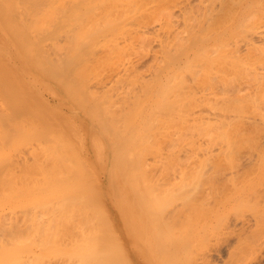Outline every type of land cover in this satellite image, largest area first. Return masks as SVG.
<instances>
[{
    "label": "bare ground",
    "instance_id": "1",
    "mask_svg": "<svg viewBox=\"0 0 264 264\" xmlns=\"http://www.w3.org/2000/svg\"><path fill=\"white\" fill-rule=\"evenodd\" d=\"M72 1L74 2V0ZM72 1L70 2L73 3ZM85 1L82 2L85 3ZM120 1L125 6L139 4L138 0ZM79 2H81V0H79ZM79 4L81 5V3ZM65 5L67 4L65 3L63 5L64 7L62 6V4L60 5L59 0H0V16H2L3 18V16L7 15V18L9 15H12L5 20H2L0 18V28L2 26V28L4 27L5 31L8 32V34L6 35V39H4L6 41H4L3 39L0 41L5 43L9 48H17L18 61L20 60L22 63H26L27 66L31 68V71L35 73L33 75V78L37 82L38 88H40V84L47 90L51 89L50 92L52 91V93L56 95V101L58 102V104H61L62 107L66 106V108L72 114L71 119H64L63 115L60 116L59 114H57L55 122H48L44 127L45 129L42 128V130H44V134L40 142H42L43 146L38 148L41 149V153L35 152L36 154H33V156H31L34 159V163L32 162V165H29L30 169L32 166V172L34 170V172L41 175L40 180V176L37 177L35 176L36 173L34 174V176L39 179L38 181L42 182V187H44L43 191L40 190L42 193L44 192L42 197V205L40 206L39 210H36V212L34 211L35 208H33V219L36 217V215L42 218L46 217L45 220H42L41 218V222L45 223V221H48L49 230H46L47 234L48 232L50 233L51 226L56 227L59 225L58 229H60V226L65 227V233L71 234L72 237V244H69L70 246L66 248H58V253H60L61 255L68 254V256H70L69 258H72V260L75 258L74 264H120L118 261L121 258V262L127 259L129 260L128 264H131L134 259L130 258V256L128 255L129 253L124 252V247L122 248V250L124 249L123 252L121 251V247H119L121 244L117 245L119 241L114 242V238L112 237L115 233H113L112 231V233L110 231H107L109 232L108 234L106 233L108 236H104L105 232H100L98 231V229L97 232L99 233H97L95 227L93 228L94 225L98 228V225L96 224H100L101 222V224L99 225L101 226L102 222H105L103 224L106 230H110L108 228L109 223L115 226L114 230L118 232H116L117 237H120V241L123 239L127 251V248L131 247L132 244L135 245V248L139 246V249L137 248V255H139V257L137 256V261H139V264H264V92L259 91L262 87L259 90L258 88H256L257 86L259 87V85L262 86V83H260L261 81L255 82L256 84L254 86L257 85L256 87L253 86L255 89H257L255 91L250 90L247 92L238 91L236 93H227L219 99L217 116L215 115L217 117L216 119L218 125V127H216L218 128L217 131H219L218 155L217 160H215V162L213 163H216V166H214L213 164L209 165V167L211 166L210 169L206 165L208 163L207 162L204 164V166H201V168H199V170L201 171L198 173L196 172V174H191L186 169H179V173H171L169 176H162L159 179H153L152 177H150L149 173H151V171L147 166V161H149L150 159L149 157H153L154 159H156L157 156V159H159L161 156H165L166 158V155L168 157V155L171 154L169 152L170 150L168 151L169 154L161 155L164 150L160 146H162V144L164 143L166 144V142H163L162 138L166 139L169 137L166 136L169 133L167 131H170V129H176V127L177 129H182L183 126L185 127V125H187L186 123L188 122L185 121L187 120L185 118L186 116L184 117L183 114V112L185 111L181 109V105L178 104L179 101L177 103L178 105H176L173 104L174 102L172 103V99L168 98V94H172V96L175 94L174 92L176 89H174L175 87L173 86H175L176 83L174 82L172 85V83L170 82V86H165L166 88H163L165 90H163V92L161 93L164 94L162 101L163 99H169L171 101L170 103L169 100V102L166 100L167 103H165V105L167 104L168 106L166 105L165 107H163V105L162 108H166L167 111H169L172 109V107L170 108L169 105H175L173 107L174 109L172 110L173 114L171 115L169 114L172 113L171 111L167 113V111L165 110V113H167V115H165L167 119L165 117L162 118L163 116L161 117V114H159L160 112L158 113L156 111L152 114L158 113V116L150 115L151 117H156L155 121H157L156 119L158 118H160V120L164 119L166 121L164 122V120L160 121L158 119L160 121V123H158V128H155L157 127V122L153 121L154 119L150 118L149 113H147L146 109L143 110L147 107L145 106V102L147 100L146 96H148V92H150L152 89V82L150 81V83L147 81H143L142 79L140 80L137 72L135 73L133 70L134 67L132 70H130L132 66H130L131 68L128 66L130 69L126 66H123L125 68L123 69L124 73L119 72L121 74H115V79L112 77L113 81L111 86L102 92L99 91L101 93H99L97 90H91L93 85L91 84L92 78L99 86L104 85V83H102L103 77L101 78L102 75L99 72L101 70L98 69L101 68V64H104L103 66H106L105 63L108 62L104 61L106 60V58H113L110 60H115V63L113 62L112 64L111 61H109L110 66L112 67L109 68V64L107 63V66L102 67L101 69L105 70L106 73V69H111L109 71L115 72L116 70H114V68L117 66L114 67V64H117V60L119 61L121 59L123 61L122 58L124 56H127L126 54L128 53L132 54L131 52H133V49L135 50L136 47L133 48L134 41H131V34L128 33L130 31L124 30L123 32H121V35L124 38V44L120 46L119 43V45L116 43L118 41H111L109 44L103 45L102 48L105 49L107 53L111 52L112 55L110 54V57H108L109 55L106 53L107 56H105L104 60L102 59L105 63H103L101 59L96 60L99 52V47H95L94 39L98 37L97 34L101 31L96 32L97 34L93 33V40L92 38H90L91 35H87H89V29L94 28L90 31V34H92V30L94 31L97 28L98 23H94L91 25H89V23L87 24L88 28H86L87 26L85 20L83 21L84 23L82 22L85 17L83 18L82 16V19L80 17L78 19L73 16L74 22L75 20L80 19L81 21H78V23H76L78 26H75L72 20L71 21L73 23L71 21L70 23H66V29L69 24L71 25V27L69 28L68 32H64L63 34L61 32V27L63 26L60 23L61 18L64 17L60 16H62L63 12L67 13V10L69 9ZM210 8L208 9V12ZM16 11L17 13H19V15L16 14ZM48 11H50L51 13L47 14ZM12 12L15 13L12 14ZM23 12L27 15L31 12V14H43V20L48 21V24L47 22L43 21V24L45 26L42 24L41 28L39 27L40 30L42 29L43 33H40L42 31L38 30L39 33L36 38H38L39 40L41 39L42 42L35 38L36 35H34L35 39L31 40V38H33L31 33L28 34L26 32L28 31L27 28H33V26H26V31L25 29L23 31V29L20 27L22 26V22L20 23L22 19L20 20L19 18H22L24 16V14L22 16L20 14ZM208 14H206V16ZM16 16H18V19L20 20V26L17 24L19 26L17 29H22H19V32H17V30L13 32H17V34L20 33V35L18 34V36L16 33L15 36L14 34H12V30L14 29L13 27L16 26L14 24L17 20H15V18H17ZM45 16L47 17V19H45ZM33 17H35V15ZM28 18L26 16V20L30 19ZM126 18L127 17H125L124 19L125 21ZM33 19L31 20L33 21ZM189 20L187 19V22ZM200 23H202V21ZM174 24L176 23L174 22ZM190 25L192 26V24ZM23 26H25V24ZM164 26L166 27V25ZM168 26L166 28L169 29ZM78 27L85 28L79 30ZM99 27L101 26H98V28ZM165 27L163 28V30L166 29ZM173 27L170 28L173 29ZM202 27L203 25H201V27L199 26V28ZM97 30L98 29H96V31ZM69 32H71V36H69L70 38L67 34ZM170 32L171 30L169 31V33ZM172 32H177V30H172ZM35 33L37 34V32ZM169 33L166 34L165 37H167V39L165 41L161 39L162 43L160 44L162 57L165 62H168H166L165 64H169L172 62L171 64L173 65L176 64L174 62L175 59L177 60L178 57H182L181 54L184 53L183 51H185L186 48L184 46L185 42L183 43V45L180 44L181 46H179V48L176 45H173V42H170L169 37L171 34ZM182 33L184 32L182 31ZM65 34H67L68 39L74 43H71V45L74 46H72L73 48L69 47V49L72 48L71 50H69L67 46V43L69 42L66 43V41L68 40H65L64 43L66 44L62 43L64 47H61L63 46L62 44L58 45L59 38H61L62 35L66 37ZM72 35H75L77 37L73 38ZM177 36L174 35L172 39H176L175 37ZM0 37L2 38V36ZM89 38L90 40H92H89L91 43L89 44L88 42V44H85V42ZM135 38L137 37L134 36L133 39ZM81 39L83 42L81 41ZM78 40H80L79 42L81 43H79ZM48 46L49 49H51L50 51L49 49H47ZM171 47H174L178 52L175 53L176 51L174 50V48L171 50ZM79 49L80 52L76 54L75 52ZM9 50L2 49V51L5 53V58L9 57ZM72 50H74L73 52L75 54L72 52ZM69 51L71 53H68ZM116 52L118 54L120 52V55H117ZM171 52H174L176 55H174V53L172 54ZM103 53H105V51ZM130 54L128 56H130ZM115 55L117 56L116 59ZM121 55L122 58L119 59L118 57H121ZM199 57L197 58L199 59V61L203 60L202 57ZM127 58L128 57H126V59ZM179 59L177 61L178 63ZM95 61L100 62V67L98 69H95L93 67L92 70L94 72L95 70L98 71H96V75H94V77H91L92 75H90L91 73H89V71H91L90 68H92L91 64H94ZM199 61H195V64L202 63L201 61ZM81 64L83 66L82 68L80 66ZM9 65V63L6 67H4V65L1 71L2 74L4 73V77L0 78V93L5 96L7 100L5 102H7V104L9 105V110L7 111L9 113H12L13 111L10 112L12 109H14L12 104H15L14 107H16L17 109L20 107H18L19 105L16 106V103H12L13 85H11V75L13 74V69H11L12 67H10ZM78 66L80 69H77ZM157 71L158 70H156L155 72L157 73ZM161 71L159 72L161 73ZM192 73H194L193 70ZM109 75L111 76V74ZM13 76H15V74ZM152 76V79L157 77L156 74ZM147 78L148 77H146V79ZM174 79L175 78H173V80ZM34 80L33 82H35ZM180 81L182 80L180 79ZM182 82H184V79ZM182 82L180 83L182 87L179 86V83H177L178 85H176V88L181 87L180 90H183L182 88L184 86ZM185 84L186 83H184V85ZM179 88L177 89V92L181 93L182 91L180 92ZM167 89L174 91H168ZM166 91H168L167 96ZM114 92H116L115 96ZM36 93L38 92L36 90H33V97H39L36 96ZM182 94L183 93H181V95ZM185 94L187 93L185 92ZM15 101L18 102L17 100ZM161 104L157 107L161 109V113L162 111L164 113V110L160 108ZM8 105H6V108H8ZM178 106H180L181 108L179 107V109H177ZM167 107H169L170 109L168 110ZM188 109L189 108H187V110ZM186 112V114H188V111ZM9 113H7V117L4 115L5 118H1L0 115V121L4 122L5 120L7 121L10 118L12 119V117H10V115L12 114ZM168 114L171 118H168ZM168 120L172 123L167 122ZM6 121L3 124H7L5 126L8 129L9 125H12L9 124L10 121L9 123H6ZM150 121L156 123V126L155 124H153V122L150 123ZM38 122L39 121H37V123ZM194 122L199 123L198 121ZM206 122L208 124V121ZM163 123H168L167 125L170 124L174 126H167ZM41 124L43 123L41 122ZM147 124L150 127L147 126ZM39 125L40 124H38L37 126ZM151 125L156 129V133H154L155 135L150 134L149 132V130L154 132V128ZM63 126L65 127V131L63 130ZM167 127L171 128L168 130ZM151 128L153 129L151 130ZM185 128L182 131L180 129L174 131L175 133L179 132V134H177L179 135V139L182 136V132L185 131ZM9 129L11 130L10 127ZM161 129H165L164 131H166L167 133L164 131L162 132ZM157 130H161L162 135L159 136L163 137L161 139L155 140L156 138H159L157 135L159 132ZM187 130H189V128H187ZM15 133L17 132L15 131ZM170 133H172L169 134L170 137L175 134L172 131ZM200 134L201 133L197 134V136H199ZM152 135L155 137V139H153L154 137H152ZM152 139L155 141L152 142ZM35 140L37 141V139ZM160 140L162 141V144L160 143L159 146V142L157 143V141ZM165 141H167V143L171 142H168V140ZM195 141L196 140H194V143H196ZM174 142L176 143V141ZM151 144H158V147L154 145V148H152ZM180 144L181 146H184L182 145V143ZM200 146H202V144ZM157 150H161L162 152ZM175 151L177 153L179 150ZM174 152L172 154H174ZM182 152H184V150ZM39 155H41L42 157L40 156L41 158H39ZM173 156L174 155H172L171 157L174 158ZM161 158L159 160H161ZM27 162L28 161H26V163ZM22 163L24 164V162ZM26 167L28 168L27 165ZM29 187H32V185H29L28 188ZM36 197H34L33 199H35ZM31 210L32 209L29 208V210L25 211H30V214L28 212L26 213V215H31ZM106 222L108 223L107 225ZM101 228L104 229V227H100V229ZM110 233L112 234V237H110L111 239L108 238L110 236ZM100 234H102V238L100 237ZM62 235L64 237L65 234L63 233ZM98 237L100 238L98 239ZM54 238L59 240L56 236H54ZM64 238L66 239V237ZM106 239L108 241L111 240L112 243H107ZM113 243H116L115 245L118 246V249L122 253V256H120L121 253H118V250H116L117 252H115V246ZM114 253L115 255H119L121 258L119 259V256L115 257ZM60 256L57 258L59 259Z\"/></svg>",
    "mask_w": 264,
    "mask_h": 264
},
{
    "label": "rangeland",
    "instance_id": "2",
    "mask_svg": "<svg viewBox=\"0 0 264 264\" xmlns=\"http://www.w3.org/2000/svg\"><path fill=\"white\" fill-rule=\"evenodd\" d=\"M70 1H72V0H59L60 5L62 4V6H63L66 3L67 5H65V6H67L69 8L67 10V13L63 12L62 16H60V17H64V18H61L60 24L63 26V27H61L62 28L61 32L64 34V32L69 31V28L71 27V25L69 24V26L66 29L65 24L68 22L70 23L71 20L74 22V17H76L78 19H79V17L82 19V16H83V18L85 17L82 20V22L85 20L86 26L89 23H90L89 25L94 24V23H96V24L98 23L97 25L101 26V27L98 28V26H97L96 29H98V30L97 31H96V29L94 31L92 30V34H90V31H91V29H94V28L89 29V31H88L89 35H87V36L91 35L90 38H92V36H94V34L96 32L101 31L100 33L98 32V34H100V35H98L96 33L98 37H96L94 39L95 47H99L98 48L99 52H98L96 60L97 59H99V60L103 59L104 60V58H105V56H107V54L109 55L108 57H110L111 52L107 53L106 50L102 48L103 45H107L111 41H114V42L118 41L116 43L117 44L119 43L120 46H122L124 44V40H123L124 38L121 35V32H123L124 30L130 31L128 33L131 34L130 35L132 38L131 41L132 42L134 41L133 42L134 43L133 48L136 47L135 50L133 49V52H131L132 54L128 53V54H126L127 56H124L123 58H122V55H121V57H118L119 59L122 58L123 61L120 59L119 61L117 60L116 65L114 64V67L117 66L114 68V70H116L115 72L109 71L111 69L108 70V69L104 68L107 70V73H106L105 70L101 69L102 67H106L107 63L109 64V68H111L112 66H110L109 61H111L112 64H113V62L115 63V60H110L113 58H110V59L106 58V60H104V61H108L106 63L103 62V60H102V62L105 63L106 66H103L104 64H101L102 65L101 68H99L100 62H98V61H95L94 64H91L92 68H90L91 71H89V73H91L90 75H92L91 77H94V75H96L95 74L96 71L101 70L102 72L101 71H99V72L102 75L101 78L103 77L102 83H104V85H101L102 86L101 87L98 84H96L95 80L92 78L91 84H93V85H92L91 90H94V91L97 90L98 92L99 91L102 92V91L106 90L108 87L111 86L113 78L115 77V74L118 75V74L124 73L123 69H125L124 68L125 66L126 67L132 66V68L130 67L131 69L129 67L128 68L130 70H132L134 67L133 70L135 73L137 72L140 80L142 79L143 81H147V82L151 81L152 82V89L150 92H148L149 93V94H147L148 96H146L147 100L145 102V106H147V107L143 109V110H145V109L147 110V113H149V116L150 115L156 116L160 112L159 114H161V117L163 116L162 118L165 117L167 119V117L165 115H167V113H169V111L172 112V110L174 109L173 107L175 106L173 104L181 105L182 108L180 106H178L177 109H179V107H180L181 109H183V111H185V112H183V114H184V117L186 116L185 118L187 119L185 121H188L186 123L188 125V127L184 123L186 128L183 126L182 129L181 128L177 129V127L175 125L176 129L172 128L173 129L172 130L170 128L173 127L174 125L172 126L169 124L171 127L170 128L167 127V128H168V130L170 129V131H167V132H169L167 136L164 135L166 137L169 136L168 138L163 139L162 138L163 136L162 137L159 136V135H162V133H161L162 129L157 130L160 133V134L159 133L157 134L159 138L155 139V137L152 135V137H154L153 139L157 140V139L162 138L163 142H166V144L165 143L162 144L161 140L157 141V143L159 142L158 143L159 146H160V143L163 146V147L160 146L164 150L163 152L161 151L162 150L161 148H160L161 150H157V151L162 152L161 155L169 154L168 153L169 150H170L169 152L171 154L175 150H177V151L179 150L178 151L179 153L177 152L178 153L177 154L175 151L174 154H172V155H174L173 156L174 158L171 157L172 156L171 154H169L170 156L168 155V157L166 155V158H165V156H163V157L161 156L163 158L162 159L160 157L161 160H159L160 158L157 159L158 156L156 159H154L153 157L152 158L149 157L150 159H149V161H147V166L149 167V169L151 171V173H149L150 177H152L153 179H159L162 176H169L171 173H179L178 172L179 169H186L189 173L196 174V172L198 173L201 171V170H199V168H201V166H204V164L207 162H208L206 164L207 167L211 169V166L209 167V165H212L215 162V160H217L218 147H219L218 146L219 145V140H218L219 139L218 138L219 137L218 136L219 131H217L218 125H217V119H216L218 107H219V99L227 93H236L238 91H240V92L246 91L247 92L250 90L255 91L257 89H255L254 87H256L257 85L256 86H254V85L256 84L255 82H258V81L259 82L261 81L260 83H262V86L259 85V87L257 86L256 88H258V90H259L262 87L259 91L264 92L263 91V88H264V85H263L264 84V82H263L264 81V0H138L139 4H135V5H131V6L130 5L125 6L120 0L119 1L118 0L117 1H115V0H105V1L104 0H86V1L81 0V2H79V0H76V2H75V0H74V2L72 1L73 3H71ZM82 1H85V3H83ZM133 2H137V1H133ZM77 3H78V5H77ZM79 3H81V5ZM73 4H74V6H73ZM132 4H134V3H132ZM77 6H78V8H77ZM209 8L211 11L209 10V12H208ZM206 11H207V13H206ZM13 13H15V12H12V14ZM31 13L28 14L29 16L24 12L20 13L21 16L24 14V16H25V17L23 16L24 18L23 17L19 18L18 16H16L17 18H15V20L17 19L18 21L16 20V22L14 23L16 25L15 27H13L14 29L13 30L11 29L12 34H14V36H15V33L17 34V32H19L20 30L23 29V31H24V29H25V31H26L27 27L33 26V28L32 27H30L29 29L27 28L28 31H26V32L28 34L31 33V35L33 37V38H31V40L35 39L39 33L38 30H40L42 24L44 22H47V24H48V21L43 20V17H42L43 14H40V13L31 14ZM50 13H51L50 11L47 12V14H50ZM208 13H210L211 15ZM16 14L19 15V13H17V11H16ZM204 14H205L206 19L204 17ZM206 14H208V15L206 16ZM34 15L36 18L33 17ZM65 15H66V18H65ZM6 16L7 15L3 16V18H2V16H0V18L2 20L3 19L5 20V19H8V17H10L12 15H9L7 18H6ZM26 16H27V18L29 17L30 19L28 18L29 20H26ZM37 17H38V19H37ZM125 17H127L126 21L124 20ZM13 18H14V15H13ZM18 18L20 20L21 19L22 20L20 21ZM31 19H33V21ZM45 19H47V17ZM81 19L75 20L74 23L72 21L71 22L76 26L77 25L76 23H78V21H81ZM187 19L188 20L190 19L188 21L189 23L187 22ZM23 20H25V21H23ZM204 20H205V22H204ZM19 21H20V23L22 22V26L24 24H25V26H23V27L20 26ZM41 21H42V23H41ZM201 21H202V23H200ZM174 22L176 24H174ZM180 23H182L184 25H182ZM185 23H187L188 25ZM17 24L22 29L21 28H19L20 30L17 29L19 27ZM190 24H192V26ZM164 25H166V27L169 25L168 27L171 30L170 33H169L170 30L168 28H166ZM173 25H174V27H173ZM201 25H203V27L199 28V26L201 27ZM189 26H190V28H189ZM85 27H83V28L78 27V28L80 30V29H84ZM164 27L166 28L165 30H163ZM170 27L171 28L173 27V29H171ZM204 27H205V29H204ZM42 28H45V27H42ZM86 28H88V26ZM192 28L193 29L195 28L194 31ZM36 29H37V31H36ZM15 30H17V32L13 33ZM162 30L164 31V33ZM166 30H167V32H166ZM172 30L173 31L177 30V32H172ZM23 31H21V32H23ZM32 31L37 32V34L35 32H34L35 33L34 34ZM40 31H42V29ZM182 31L184 33H182ZM82 32H83V30H82ZM165 32H166V34H168V33L171 34L170 37L168 35V37L170 38V42L171 43L173 42V45H176L178 48H179V46H181L180 44L183 45V43L185 42L184 46H185L186 50L183 51L184 52L183 54H181L182 57H178V59L180 58L179 63L177 62L178 59L177 60L175 59L174 62L176 64L172 65L171 64L172 62L169 64H165L167 61L165 62V60L162 57L161 44H160V43H162V40L165 41L167 39V37H165L166 36ZM40 33H43V31ZM69 33H67L68 37L71 36V32H69ZM172 33H173V35H172ZM202 33H203V35H202ZM7 34H8V32H6L5 28L4 27L2 28V26H1L0 36H2V38L0 37V40L6 39ZM18 34L20 35V33H18ZM18 34H17V36H18ZM67 34H65L66 37H67ZM177 34H178V36H177ZM34 35H36L35 38H34ZM174 35L177 36V37H175L176 39H172ZM134 36L137 37V38H135L137 41L135 39H133ZM139 36H140V38L143 36L142 37L143 39L142 38L140 39ZM66 37L64 35H62V37L59 38V40H58V45L64 43L65 40H68V41H66V43L67 42L70 43V44L67 43L68 44L67 46L69 49V47L73 46V45H71V43H73V42H71L68 39V37L67 38ZM74 37H77V36L74 35L73 38ZM80 37H79V39H80ZM181 37H182V39H181ZM90 38L85 42V44H88V42H89V44L91 43L90 41H92L93 38H92V40H90ZM36 39H38V38H36ZM71 39H72V37H71ZM171 39H172V41H171ZM180 40L183 42H181ZM4 41H6V40H4ZM39 41H41V39ZM79 41L80 40H78V42ZM81 41H82V39H81ZM143 42H144V44H143ZM2 43L3 42L0 41V55L2 53V55L0 57V73L2 71L3 66L5 65L4 67H6L7 64L9 63L10 64L9 66L12 67L11 69H13V71H14V72L12 71L13 74L11 75V78H12V84L11 85H13L12 86V88H13L12 103H16L17 104L16 106L19 105L18 107H20V108L17 109L16 107H14L15 104H12L14 109H12V110L10 109L11 110L10 112H12V111L13 112L9 113L7 111V110H9V105L7 104V102H5L7 100H6L5 96L2 95V93H0V115H1V118H5L4 115L6 116L7 113L12 114V115H10V117H12V119L7 118L8 122L5 120L6 123H9V121H10L9 124H11L12 126H10L9 124L8 125L11 128V130L9 129V127L7 129V127L5 126L7 124H5V125L3 124L5 121L4 122L0 121L1 122L0 123V166H1L0 167L1 168L0 169V233L2 234V235L0 234V264H55V263L56 264H74L75 258L72 260V258L71 259L69 258L70 256H68V254H65V255L62 254L61 255L57 251L58 248H66L72 244L71 234L65 233L66 232V231H64L65 227L60 226V229H58L59 225L56 227L51 226L50 233L48 232V234H47L46 230L47 229L49 230L48 221H45V223H42L41 222L42 217L37 216V215L34 219L32 217L33 212L34 211L36 212L37 209L39 210L40 206L42 205V202H43L42 197H43L44 192L42 193L41 191L44 190V187H42L43 186L42 182L38 181L41 178V175L34 172V170L32 172V166H31V169L29 166L30 164L32 165V162L34 163V161H33L34 159L31 156H33V154H36L38 152L41 153L40 152L41 149H38V148L43 146L42 142H40L42 139V136L44 134V130H42V128L45 129L44 127L46 126V124L48 122H50V123H52L53 121L55 122V118H56L57 114H59L60 116L63 115L64 119H71L72 114L66 108V106L62 107L61 104H58V102L56 101L57 100L56 95L54 93H52V91L50 92L51 89L47 90L45 87H43L40 84H39L40 88H38V84L33 78V75L35 73L33 71H31V68L29 66H27L26 63H24V62L22 63L20 60H19L20 62L18 61V59H17V57H18L17 48L16 49H15V47L9 48V47H7V45L5 43H3V44ZM66 43H64V44H66ZM79 43H81V42H79ZM69 45H71V46H69ZM67 46H66V49H67ZM61 47H64V45ZM173 48L171 47V50ZM178 48H177V50H178ZM2 49L3 50L4 49L9 50L10 49L9 50V57L5 58V53L2 51ZM47 49H49V46L47 47ZM71 49H69V50H71ZM50 50L51 49H49V51ZM174 50H175V48H174ZM73 51L74 50H72V52ZM104 51H105V53H103ZM78 52H80V49L77 50L75 53L77 54ZM177 52L178 51H176L175 53H177ZM68 53H71V52L69 51ZM171 53L173 54L174 52H171ZM175 53H174V55H176ZM99 54H100V56H99ZM129 54H130V56H128ZM68 55H70V54H68ZM117 55H120V52H119V54L117 53ZM101 57H103V58H101ZM126 57H128V58L126 59ZM198 57L199 58L202 57L203 60H200L202 62L201 64L196 63L197 64L196 65L195 61L196 62H197V60L199 61V59H197ZM116 58H117V56L115 55V59ZM204 58H206V59H204ZM127 61H128V63H127ZM129 62H131V63H129ZM132 62H133V64H132ZM20 63H22L23 65L25 64V65L23 66ZM121 65H122V67H121ZM135 65H137V66H135ZM80 66H81V68L83 67L82 64ZM159 66H160V68H159ZM166 66H168V67H166ZM93 67L95 69H98V68L99 69L98 70L94 69L95 70V72H94L92 70ZM77 69H80L79 66L77 67ZM135 69H136V71H135ZM117 70H118V72H117ZM154 70L155 71L158 70L157 73H159L160 75L157 74ZM161 70H163V71H161ZM192 70L194 73H192ZM159 71H161V73ZM188 71H190L191 73ZM99 72H97V73H99ZM119 72H121V73H119ZM151 73H152V75H154V74L157 75V77L154 78L155 80L152 79L153 76L151 75ZM187 73L190 75H188ZM1 74H0V78H3L4 73L2 75ZM14 74H15V76H13ZM109 74H111V76ZM149 76H150L151 80L149 79ZM146 77H148V78L146 79ZM182 77H184V78H182ZM164 78H166V79H164ZM173 78H175V79L173 80ZM180 79L182 81L184 79V82L180 81ZM33 80L36 83L33 82ZM160 82H161V84H160ZM170 82L172 83V85L174 82L176 83L175 86H173V87H175L174 89H176L174 92L176 99H175L174 95L172 96V94L169 95L167 93L170 90V89H167L168 91H166V96L168 94V98L172 99L171 100L172 103L174 102L173 104H170L171 101L168 99L170 101L169 104L171 105V106L169 105V107L170 108L172 107V109L169 110L170 108L167 107L169 110V111H167L166 108H162L163 105H164L163 107H165L167 105V104L165 105V103H167L166 102L167 99L166 100L163 99V101H162L164 94H161V93L163 92V90H165V89H163V88H166L165 86H170V84H171ZM181 82L184 86L182 88L183 90H180V88L182 87L180 85ZM177 83H179V86H181L180 88L179 87L178 88H179L180 92L182 91L181 92V93H183L182 95H181V93L177 92V89H178V88H176L177 87L176 85H178ZM184 83H186V84L184 85ZM14 84H15V86H14ZM187 85H188V87H187ZM201 88H203V89H201ZM44 89H46V90H44ZM33 90H36L38 92V93H36L37 94L36 96H39V97H33L34 96V95H32ZM30 91H31V93H30ZM170 91H174V90H170ZM188 91H189V94H188ZM101 92H99V93H101ZM176 92H177V94H176ZM185 92L190 97L187 94H185ZM115 93L116 92H114V96H115ZM177 95H178V99H177ZM170 96H172L174 98H172ZM182 96L185 97V100H184V97H182ZM180 97H181V99H180ZM15 100H17L18 102H16ZM178 101H179V103H178ZM163 102H164V104H163ZM160 104H161L160 108H162V110H164V113H163V111L161 113V109H159V107H157ZM6 105H8L7 106L8 108H6ZM66 105H67V103H66ZM157 108L160 111H158ZM185 108H186V110H185ZM187 108H189V109L187 110ZM154 109H156V110H154ZM165 110L167 111V113H165L166 112ZM155 111L158 113L152 114ZM186 111H188V114H186L187 113ZM21 112H22V114H21ZM79 112H80V110H79ZM189 112H190V116H189ZM169 114L172 115L173 112L169 113ZM169 114H168V118L170 117ZM53 116H55V117H53ZM155 116H152V117L150 116V118L154 119L153 121H155V118H156ZM14 117H15V119H14ZM159 117H160V115H159ZM17 119H18V121H17ZM158 119L160 120V118H158ZM158 119H156L157 121H155V122H157V127H155V128H158V126H159L158 123H160V121L164 120L163 119V120L159 121ZM45 120H49V121H45ZM37 121H39V122L37 123ZM153 121H150V123H152ZM194 121H198L199 123H195ZM206 121H208V124ZM41 122L43 124H41ZM164 122H166V121L164 120ZM167 122H169V120ZM169 123H172V122H169ZM38 124H40V125L37 126ZM148 124H149V121H148ZM148 124H147V126H149ZM153 124H155V126H156V123L153 122ZM167 124H164V125H167ZM169 125H167V126H169ZM205 125H207L208 127ZM213 126H214V128H213ZM17 127H18V130H17ZM161 127H164V126H161ZM26 128H27V130H26ZM153 128H151V130ZM155 128L153 129L154 132L149 130L150 134L156 133ZM184 128H185L186 132L183 131L182 132L183 137L180 135L181 138L179 139V135H177V134H179V132L177 131L178 133H175L174 131L179 130V129L182 131V130H184ZM187 128H189V130H187ZM63 130L65 131V127L63 128ZM164 130L165 129H163L162 132ZM15 131L17 133H15ZM171 131L173 133H175L176 135L173 134L170 137L169 134H172V133H170ZM164 132H166V131H164ZM194 132H195V134H194ZM37 133L39 134V136ZM199 133H201V134L199 136H197V134H199ZM31 134H32V136H31ZM214 134L216 137L214 136ZM28 135H29V137H28ZM201 136H203V137H201ZM185 137H187V138H185ZM193 138H195V139H193ZM35 139H37V141H39V142H37ZM153 139L151 140L152 142L155 141ZM187 139H189V140H187ZM165 140H168V142L171 141L170 143H172L173 145L170 143H167V141H165ZM172 140H173V142H172ZM194 140H196L195 141L196 143H194ZM174 141H176V143ZM182 141H184V142H182ZM191 142H193V143H191ZM180 143H182V145H184L185 147L181 146ZM158 144H156V145L154 144V145L156 147H158L157 146ZM167 144H169V145H167ZM201 144H202V146H200ZM151 145H152V148H154L153 147L154 145L153 144H151ZM172 146H174V147H172ZM178 147H179V149H178ZM180 147H182L183 149ZM199 147H201L203 149V152H202V149ZM171 148H172V150H171ZM184 148L185 149L187 148L186 151ZM188 149H189V151H188ZM183 150H184V152H182ZM40 156L41 155H39V158L42 157V156L41 157ZM24 159H26V160H24ZM21 160H22V162H24V164L21 162ZM26 161H28V162L26 163ZM22 164L25 166H23ZM20 165H21V167H20ZM26 165L28 166L29 169L26 167ZM213 165L216 166V163ZM33 167H34V164H33ZM35 173H36L35 176H37V177L40 176L39 179H37V177L34 176ZM29 185H32V187L28 188ZM33 189H36V190H33ZM30 190L32 193L30 192ZM33 193L35 196L33 195ZM36 194H37V197H36ZM34 197H36V198L33 199ZM25 202H26V204H25ZM33 202H35V203H33ZM24 204H25V206H24ZM31 206H32V208H31ZM29 208L32 209L31 210L32 213H31V215L28 216V215H26V213L29 212V214H30V211H28V212H25V211L29 210ZM33 208H35L34 211H33ZM45 218H42V220H45ZM103 223H105V222H102L103 226L102 225L99 226L101 224V222H100V224H96V225H98V228L95 225L93 226V228L95 227L96 232L99 229L98 231L103 232V233L105 232L104 236L109 233L107 231H110V232L112 231L113 233H115L112 237L111 236L112 232H111L109 234L110 236L108 238H110V237L114 238L113 239L114 242L119 241L117 245L121 244L119 246V247H121L120 248L121 251L123 252V250L125 249L124 252L129 253L128 255L130 256V258L134 259L131 264H139V261H137L138 260L137 256L139 257V255H137L139 246L137 247L138 248L137 249V248H135V245L132 244L131 247L127 248L128 249V251H127L123 239L121 240L122 241L121 242L119 240L120 237H117L118 232L114 230L115 226L113 224L109 223L108 228L110 230H106ZM107 224L108 223L106 222V225ZM109 226H111V227H109ZM100 227H104L105 231L103 228L100 229ZM31 228H33V229H31ZM62 232L65 234L64 237H66V239L63 237ZM58 233H59V235H58ZM97 233H99V232H97ZM102 234H100L101 238H102ZM54 236H56L59 240L54 238ZM100 237H98V239ZM52 239H54V240H52ZM106 241H107V243L108 242L112 243L111 240L108 241L106 239ZM54 242H56V243H54ZM57 244H59V245H57ZM115 244H114V246H115L114 250H115V252H117L116 250H118V253H119L120 251L118 249V246ZM138 245H139V243H138ZM123 247H124V249L122 250ZM114 255H115V253H114ZM59 256H60V258L58 259L57 257H59ZM116 256H119V255H115V257ZM120 256H122V253ZM120 256H119V259L121 258ZM61 260H62V262H61ZM65 260H66V262H65ZM120 260L118 261L120 264H126V263L128 264V262H129V260H127V259H125L124 261L122 260L123 262H126V263H123Z\"/></svg>",
    "mask_w": 264,
    "mask_h": 264
}]
</instances>
